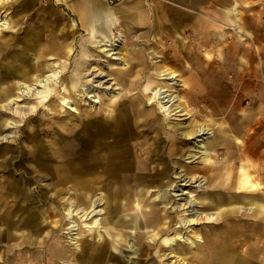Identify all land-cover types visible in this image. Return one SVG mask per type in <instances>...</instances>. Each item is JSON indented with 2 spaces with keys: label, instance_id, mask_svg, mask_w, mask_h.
<instances>
[{
  "label": "rangeland",
  "instance_id": "rangeland-1",
  "mask_svg": "<svg viewBox=\"0 0 264 264\" xmlns=\"http://www.w3.org/2000/svg\"><path fill=\"white\" fill-rule=\"evenodd\" d=\"M2 1L3 0H0V18L6 19L7 25L6 27L0 28V70H2L3 73L7 72L10 74V77H8L9 79L4 78L3 80H0V86L9 85L12 83V92L9 94L8 99H0V104L3 106H1V108L3 110L5 109L2 113H0V120H8L5 122H9L1 129L0 137L5 134H12V136L0 139V160L2 161V163H0V197L2 195H6V192L10 193L11 189L9 190L8 188L9 186L12 187L10 183L11 178V180L14 181L13 184L16 187V192H18L20 195V199H18L15 203L10 202L14 205L9 206V208H6L5 210L0 208V232L6 228L5 235L3 237L0 235V264H50L48 260L44 259L45 248L47 244L53 247L54 244H56L58 247V252L61 254L60 256H65L62 259H54L52 261L53 264H87V258L90 257L89 253L87 252L90 250L86 248V254L82 255L80 248L86 244L87 246H91V242L95 240L91 234L92 232H95V230L89 229V225L93 224L90 223V221H93L98 215L93 216L87 221L80 219V226L77 230H75L76 233H74L76 235H71L68 233V225L65 223V219L64 222H60L57 232H54V230L51 231L49 226H47L43 227V229H40V233L38 232L35 235L31 234L32 239L35 240L38 238L40 240L38 243H32L30 245L26 242L18 243L16 235L19 233L25 234L30 228L27 222V218L29 217L28 211L26 209L19 208L25 203V194L28 192L31 194V185L37 189L39 186V189L42 193L45 191L52 192L54 189H49V187H47V185L51 182L49 177L46 179L42 178L40 180L37 179L30 181L29 179H31V177L26 178L19 173L13 174L11 170L8 169V166L10 164L9 160L11 159V153H16V149H18V147L21 145L28 150L30 145L33 143H48L49 146H51L50 149H54V147H56V142H54L56 141V135L54 132L60 134L58 130H65L63 128V124L65 123L69 125V127H73L75 124L82 123L87 126L85 129L87 131L93 130V125H100L103 127L101 129L105 131L104 133L115 130V123L113 124L114 128L113 125L109 126L110 120L108 117L110 116V112L124 116L121 118L122 121L125 116L130 117V119L127 120V123L135 125L133 127L134 139H138L141 136L145 137L143 141H139L137 143V149L144 147L146 148L153 141L152 135H156L157 133L153 130L154 127L159 126L161 128L160 132L162 136V139L159 140V143L161 145L160 149L162 151L163 158L160 160L152 158V160L148 162V165L145 166V169H140V171L143 173L135 174V170H133L135 157L130 155L131 168H129V170L131 172V176L128 178L123 177L118 181L120 191H123L121 192L122 194H120V197L122 200H124V189L126 186L131 187L135 192L137 186L145 184L146 193L143 197V200L146 198V201H143L142 210L146 211L147 208L151 207V205L158 207L160 210V217H162V222H160V225H158L161 226L159 229H161L164 224L166 226L169 224L167 232L165 233L161 231V234L158 235L159 237L157 238L158 242L160 241L162 244L164 242V249L160 252L162 253L169 251L167 243L165 244L164 239L176 237L177 235H184L187 240H181V238L177 240V244H179L178 250L183 252L185 257L190 256L193 264H204L205 258L202 257V259L198 261L196 260L195 256L196 254H200L202 252L199 250V246L197 247V245H204L205 241L198 231L202 226L201 220H203V222H209L218 220L222 217L210 220L205 215H199V217L194 220V223L190 224L189 226H183L184 219L191 217L188 213L189 211H186L183 206L185 204V200H187L185 198L187 193L185 194L184 191L187 190L188 193L193 192V197L197 199L198 203L195 205L196 209L210 210L208 209V205L211 202V198L209 197V194L205 192L204 188L206 187L210 189L211 186L216 188V185H209L212 181H209L208 184L207 179L202 177V175L199 173L195 174L194 172H199L200 169H198V167H201V165L204 166V162L208 163L214 172L221 171V160L223 155L221 153V137L219 136L220 134L218 132V127L220 123H225L226 125L232 124V122L235 120L233 117L235 116L231 115L224 117L227 118L224 119L222 115L211 114V110L206 106L205 101H191L188 98L189 95L187 93L189 91V84L184 83L183 81H188L197 70L196 67L193 66L197 60V52L194 49L195 46L193 45V38L189 31L182 30L179 35L174 37L172 29L157 34L155 33V29L151 30L144 27H138L137 29H132V35L130 36L119 35V33L116 32L115 34L118 36L113 38L111 45L102 43H98L96 45L93 42H89L91 37L85 33L84 30L78 31L73 28V30H71L73 33L68 36V48L67 45H63L62 49H65L63 52H58L55 55L53 51L47 50L43 51L42 55L38 57L42 58L40 60L42 62L45 60L48 65L44 68L45 70L43 72V76L58 70L56 77L52 78L45 86L39 85V81H34L35 79H30L25 80L26 83L24 82L22 85L20 84L22 87H19L18 82L23 80H20L21 77L19 75H16V70L18 69H14L15 73H13L9 70L7 71L6 67L12 68L14 60L15 64L28 59L33 60L34 57H37L36 49H39L44 45L38 44V38L35 42L33 39H30L29 41L32 42H29L23 38L29 39L30 36L20 35L22 37L20 38L18 35H5V33L7 30L12 29V20L10 18L13 20L15 19V22L19 21V23H22V25L29 24L30 21H32L37 16L38 9H32L35 5V2L44 0H27V2L22 5L23 7L16 4L6 6L3 5ZM61 15L65 16L68 20H72L74 17L69 11H64ZM144 35H147L149 38L158 36L161 38L163 47H166L167 45L171 46L172 49L170 52L163 51L159 52V54L155 50L148 52V50H152L154 48L153 44H149L147 46L148 49L146 52H148L147 57L151 63L173 66L175 71L179 73V75H177L179 80H177L176 84H172L167 79H162L159 75L160 72L157 71L158 69H154L150 66L149 68L143 67L145 61H140V57L135 56V52L133 53V51L140 46L139 42L137 41L143 40ZM54 36L55 35H51V39H54ZM174 39H176V42ZM83 44H87L84 47L89 48L86 50L87 53L84 51L85 48L81 47ZM105 47H111L112 49L103 50ZM174 49L175 56L171 54L173 53ZM186 49H189L191 54H186ZM112 51H115L116 53H112ZM161 54H164L165 57H162ZM202 55L205 57L204 52H202ZM200 57L201 56L199 53L198 59H201ZM77 67H79L78 73L76 72ZM164 68L173 70L168 66ZM147 69L149 70L147 71ZM145 71H147L148 75L150 74L148 77L150 81H156L158 83L170 85L171 89L180 97L177 101L178 104H180L182 107L184 106L188 113L179 115V113H182L181 111L176 114H168L161 109L158 102L151 103V92L146 90V82H141L142 79H146ZM118 75L121 76L120 83L117 80ZM133 75L137 77L133 79ZM70 77L77 79L76 84L78 89H73L72 95L66 93L67 91L63 92L65 86H69V88H71L70 85H73L71 83ZM131 77L133 80L138 79L140 83L138 82L134 84V82H132V85L128 87V78ZM88 86H90V88H87ZM196 86L199 87V85ZM24 88H26V93H23L22 91ZM28 89H30V91L27 93ZM232 89L237 90L235 85ZM141 91L142 94H144V97L137 96L142 95ZM1 95L2 94L0 93V96ZM61 96L65 98V101H68L64 103V99H62ZM13 97H18V100H12L11 98ZM253 102L254 101L251 99H246L243 100V105H252ZM176 106L177 104L173 106L175 107L173 111L176 110ZM146 111H150L151 114H145L147 113ZM30 113L34 114L30 115L29 118H22L23 115L28 116ZM130 113H133V117H131ZM173 122H179L180 124L186 123L189 125L193 124L195 127L200 123H204L212 133H215V140H213L215 144L213 148L209 147L212 150L209 154V157L205 158L201 153H197L196 157L187 158L190 148H193L192 140L185 138L180 131L181 129L175 131L172 124ZM19 124H23V126ZM162 126H165L168 131L170 129L174 130L170 133V137L166 131H163ZM250 128H253V126L251 125ZM252 133H255L254 130ZM61 136L62 135L60 134V137ZM211 138L212 136L210 139ZM24 144H26V146ZM139 150L141 151V149ZM168 150H170V153L167 152ZM232 150H234V147L229 149V151ZM30 154L31 152L29 151L28 156ZM38 154L39 151L36 152L35 156ZM144 155V151H141L140 156L144 157ZM52 156H54V159H57L56 153L52 154ZM230 156L231 158H229L227 165L230 193L234 194L236 197V190L241 189L242 192L239 195L243 196V199L244 197L246 199L247 196L253 195V191L248 189L250 186H248V183H245L246 175L250 176L251 182H259L264 185V148L261 149L262 157L256 159L242 153L239 157L233 155ZM33 160L34 155L33 157H29L24 161H26L27 164L30 163L29 161ZM24 161H17V164H21L22 169H24L22 166L25 164ZM49 161L52 160L47 159V162ZM155 169H158V171L160 170L161 173L157 174L154 171ZM187 175L194 176L192 179L187 180L188 178L185 177ZM199 178L204 180V183L200 182L201 180ZM171 181L172 188L168 186ZM27 182H30L31 184L28 187H25V183ZM99 184L100 183L97 181V178L94 177L91 180L90 190L92 194H89V198L93 199L95 196L100 197L102 195L103 192H101V189L98 188ZM165 187L169 188L167 206L163 205L164 197L160 196V198H157L158 191L160 190L159 192L164 194L163 191ZM254 194L261 197L264 195V191L257 190L254 191ZM78 196L79 195L74 192L73 189H69L61 193L57 199L58 201L51 200L48 202L39 203L35 202L37 201L36 199H32L33 202L31 204L32 206L36 207L34 209L35 211L33 210L32 212L35 216L34 220H38L37 223L40 225V220L51 221L57 218L53 217V212L50 213L52 207L56 209V206L60 208V213L64 215L65 218V203H67V198L69 197L72 198V200L75 199L74 201H76L78 200ZM218 197L219 196H214L212 199H216ZM4 198L0 199V207L4 202ZM245 199L242 202H245ZM78 201L76 203L77 208L81 206L80 202ZM132 202L134 204V208L132 207L126 210L128 214H133L140 209V207L135 206L134 200ZM158 205H160V207ZM180 210H182L183 216H181L182 213ZM229 215L231 217L230 221H242L240 217L250 219L248 218L249 216L247 214L242 212L229 213ZM203 218L207 220H204ZM20 220L22 224L18 229L16 225L19 224ZM55 222L56 220L54 221V224ZM213 223L215 224L219 222L217 221ZM258 223L260 227L256 230L255 234L258 235L262 241H264V220H260ZM179 224L181 225L180 227L177 226ZM24 226H27L26 228L28 229H26ZM97 228L100 229L102 233L105 232L104 226H99ZM217 229L218 227L216 230ZM156 230L153 231L148 227L137 228V235L142 234L141 236H143L139 242L137 241L138 248H144L146 242L152 241ZM52 234H54V238H56L55 243L51 242L54 240V238L51 237ZM47 237H49V239L46 240ZM128 240L133 241L130 236L128 237ZM43 241H45V243L41 244ZM189 241L191 243H189ZM108 245H112L111 241L105 245L107 250ZM120 246L122 249H125L124 245ZM4 250L6 251L3 253ZM67 254L73 255L70 256ZM185 257L183 260L182 257L177 259L176 257L167 258L166 255H162L160 258L157 257L156 259L158 261L161 259L162 264H191L190 259ZM135 259L138 260V264H150L153 261V259H150L149 256H146L145 254H143V256H141L139 259L136 257ZM132 260H134V258H132ZM132 260L129 258L127 260L128 262L126 261L125 264H132ZM111 262H115V260H110V263ZM155 264H157V262Z\"/></svg>",
  "mask_w": 264,
  "mask_h": 264
},
{
  "label": "crops",
  "instance_id": "crops-1",
  "mask_svg": "<svg viewBox=\"0 0 264 264\" xmlns=\"http://www.w3.org/2000/svg\"><path fill=\"white\" fill-rule=\"evenodd\" d=\"M2 2L6 6H22L27 0ZM32 9H38L36 18L23 25L10 18L12 29L7 30L5 35L14 34L20 38V35H27L30 38L23 39H33L34 42L38 38V44L46 47L44 51H53L55 55L65 50L62 49L63 45L68 48V36L73 33V28L84 30L87 34L97 30V34H107L112 38L118 36L116 32L130 36L132 29L138 27L155 29L157 34L172 29L174 37L182 30L189 31L197 52V60L193 65L197 70L188 81H183L189 84L188 98L191 101H205L211 114L222 115L223 118L235 116L232 124L220 123L218 127L219 131L227 134L220 136L223 155L221 171L214 172L208 163L204 162V166L198 167L199 172H194L207 179L208 184L212 181L209 185H216V188H204L211 198L208 209L217 210L221 206L223 211L222 218L218 220H201L202 226L198 231L205 239L204 264H264V241L255 234L260 227L258 222L264 219L249 214V210L245 208L239 210L234 207V204L246 206L249 197L256 195L253 192V195L247 196L246 199L244 197L246 201L242 202L243 196L239 195L241 189L236 190V197L230 193L227 167L230 155L239 157L242 153L256 159L262 157L261 149L264 148V0H44L35 2ZM64 11L73 14L72 20L61 15ZM49 35H55L54 39ZM174 41L176 42V39ZM137 42L140 46L133 53L140 57V61H145L143 67L150 66L160 71L168 66L179 75L173 66L151 63L147 57L148 52L155 49L158 53L170 52V45L163 47L158 36L149 38L144 35V39ZM149 44H153L154 48L146 52ZM42 48L36 49L37 52ZM185 52L191 54L189 49ZM199 53L201 59H198ZM171 54L175 56V49ZM161 56L165 57L164 54ZM43 63L47 66L45 60ZM147 71L146 81L142 79V83H147L150 76ZM132 77L134 79L137 76ZM148 81L150 82L149 79ZM234 85L237 90L232 89ZM246 99L253 100V104L243 105V100ZM251 125L253 128H250ZM253 130L256 134L252 133ZM160 139L156 138L152 143L161 146ZM230 141L231 144L228 143ZM214 144L215 142L213 146ZM230 146L234 147V150L229 151L232 149ZM209 147L211 148L210 145ZM153 156L150 160L161 159L159 156ZM159 172L160 170H156L157 174ZM245 177L250 191H264V185L251 182L248 175ZM127 192L134 198L135 192L131 187H127ZM161 194L159 192L157 198H160ZM214 196L219 197L212 199ZM144 200L146 201V198ZM238 210L250 216V219L240 217L242 221H230L229 213H237ZM180 211L183 216L182 210ZM124 212L128 217H133L136 213ZM217 221L219 223L215 225L213 222ZM157 227L160 228L158 225ZM148 228L153 231L157 229L150 226ZM185 258L191 261L190 256Z\"/></svg>",
  "mask_w": 264,
  "mask_h": 264
},
{
  "label": "bare ground",
  "instance_id": "bare-ground-1",
  "mask_svg": "<svg viewBox=\"0 0 264 264\" xmlns=\"http://www.w3.org/2000/svg\"><path fill=\"white\" fill-rule=\"evenodd\" d=\"M6 25H7V20L4 18H0V28L6 27ZM88 34L91 37V40H89V42H93L96 45L98 43L111 45V43L113 42L112 37L108 36L107 34L106 35L97 34V30L90 31ZM85 45L87 44H83L81 47H84ZM45 48L46 47L43 46V48L37 52L36 54L37 57L36 58L34 57L33 60L32 59L24 60L18 64H15L14 63L15 60H14L12 68L6 67L7 71L9 70L13 73H15V70L18 69L16 70L17 73L16 75H19L21 77L20 80H23L18 82L19 87H22L21 86L22 83L24 82L26 83L25 80H30V79H35L34 81H39L38 82L39 85L45 86L52 78L56 77L58 70L45 74V76H43L44 74L43 72L45 70L44 68L46 67V65L42 61H40L42 58H38V57L42 55ZM84 48H85L84 49L85 52L87 49H89L86 47ZM109 49L112 48L105 47L103 50H109ZM112 53H116V52L112 51ZM33 71H37V72H33ZM78 71H79V67H77L76 69L77 73ZM159 72H160L159 75L162 79H167L172 84L173 83L176 84L177 80H179L177 78V73H175L172 70L164 68ZM9 75L10 74H8L7 72L3 73L2 70H0V80L10 77ZM70 78H71L70 79L71 83L73 85H70L71 88H69V86L68 87L65 86L63 92L67 91L66 93L72 95L73 89L77 88V84H76L77 79H74L73 77ZM117 80L119 83L121 82L120 75L117 76ZM128 80H129L128 87L132 85V82H134V84L139 82L138 79L133 80L128 78ZM146 85H147L146 90L151 92V100H150L151 103L158 102L161 109L168 114L169 113L176 114L181 111L182 113H179V115L188 113V111H186L184 106L182 107L180 104H178L177 101L179 100L180 97L171 89L170 85H167L165 83H158L156 81L149 82L148 78ZM11 86L12 83H10L9 85L0 86V93L2 94L0 96L1 100L9 98V94L12 92ZM87 88H90V86H88ZM143 90L146 91L145 89ZM22 91L23 93H26L25 92L26 88H24ZM29 91L30 89L27 90V93ZM137 96L144 97V94ZM61 98L64 99L63 100L64 103L68 101V100L65 101V98L63 96H61ZM11 99L18 100V97L17 98L13 97ZM175 104H177L176 110L173 111L175 108L173 106ZM1 106L2 105L0 104V113H2L5 110V109L3 110ZM146 112L147 113L145 114H151L150 111H146ZM32 114L34 113H30L28 116L23 115L22 118H29L30 115ZM130 114L131 117H133V113ZM109 115H110L108 117V119L110 120L109 126L115 123V130L110 131L108 133H104L105 131L101 129L103 127H101L100 125L99 126L93 125V130L87 131L85 130L87 126L82 123L75 124L73 127H69V125L65 123L63 124V128L65 130H58L59 133L62 135L61 137L60 134L54 132L56 135L55 136L56 141H54L56 142L55 143L56 147H54V149H50L51 146H49L48 143L45 144L33 143L32 145H30L28 150L27 148H24V146L21 145L20 147H18V149H16V153L14 154L11 153V157H10L11 159L9 160L10 164L8 166V169L11 170L13 174L19 173L20 175H23V177L26 178L31 177V179L28 178L30 181H34L37 179L40 180L42 178L46 179L49 177L51 182L47 185V187H49V189L50 188L54 189L52 192L45 191L44 193H42L39 189V186L37 189L36 187L31 185L30 187L31 194L29 192L25 194L26 197L24 199L25 203L19 208L26 209L28 211L29 217L27 218V222H28V226H30L29 228L30 230L26 228L27 226H24L26 229H28V232L25 234L19 233L18 235H16L18 239L17 240L18 243L26 242L29 245L32 243H38L40 240L38 238H37L38 240L32 239L31 234L35 235L38 232L40 233V229H43V227H47V226H49V229L51 231L54 230V232H57L59 229L60 222H64L65 219H66L65 223H67L68 225L67 226L68 233L72 235L76 233L75 230L79 228L80 219L87 221L91 219L93 216L98 215L93 221H90V223L93 224L89 225L90 226L89 229L95 230V232L91 233L93 235L92 237L95 238V240L91 242L92 244L91 246L90 245L87 246L86 244L83 245L82 248H80L82 255L86 254L87 249L90 250L89 252H87L89 253L90 256L89 258H87V264H125V262L129 258H131V260L132 258H134V260L131 261L132 264H138V260L135 259V257L139 259L141 256H143V254H145L146 256L148 255L150 259H153L152 263L150 264H155L156 262L157 264H162L161 259L159 261L156 259L157 257L160 258V256L162 255L163 256L166 255L167 258L168 257H173V258L176 257L177 259L180 257L184 258L185 257L184 253L178 250L179 244H177L178 243L177 240L180 238L181 240L182 239L187 240V238H185L184 235H179V236L177 235L176 237H170V238L165 237L166 239H164V241L165 244L167 243V247L169 248V251L162 253L160 252L161 250L164 249L163 247L164 242L163 244L160 241L158 242L157 238L159 237L158 235L161 234V230L165 233L167 232L169 224H167V226L166 225L163 226L162 229L158 230L159 228L157 227V225H159V222H162V217H160V213L158 211L159 209L154 207V205H151V207L146 211L142 210L143 207L142 201H144L143 197L146 193L145 184L139 185L137 187L134 198L128 194L129 192H127V187L129 186H126L124 189L125 191L124 200H122V198L120 197V194H122L121 192L123 191H120L118 181L121 180L123 177L128 178L129 176H131V172L129 170V168H131L130 155L135 157L134 159L135 162L133 164L134 167L133 170H135V174H141L143 172L140 171V169H145V166L148 165V162L153 155H155V157L159 156L161 159L163 158L162 156L163 154L160 149L161 146H157V144L151 142L146 148L144 147L137 149V143L139 141H143L145 137L141 136L138 139H134L133 127L135 125L133 124L131 125L127 123V120L130 119V117L125 116V118L122 121L121 118L124 116L117 115V113L113 114V112H110ZM5 121L8 120H0V131L3 127L6 126V124L9 123ZM172 124L174 126V130L177 131L181 129L180 131L183 134V136L187 139L192 140L193 148H190L189 153L187 154V158L196 157L197 153H201L204 157L207 158L209 157V154L212 151L209 148V145L213 147L214 141L212 139H214L215 133H212L204 123H200L196 127L193 126V124L190 125L186 123L180 124L179 122H173ZM19 125L23 126V124H19ZM160 129L161 128L159 126L153 128V130L157 132L156 135L155 134L152 135L153 140H155L157 137L162 139ZM162 129L163 131H166L167 134H169V137H170V133L173 132L172 129L168 131L167 128H165V126H162ZM218 132L220 134L219 136L221 137L227 135L222 130L220 131L218 130ZM8 136H12V134H5L2 137H0V139H4V137H8ZM211 136L212 138L210 139ZM228 143L231 144L232 142L230 141ZM24 145L26 146V144ZM139 149H141L142 152L144 151L145 154L144 157L140 156L141 151ZM29 151L31 152V154L28 156ZM37 151H39V154L35 156ZM167 152L170 153V150H168ZM55 153L57 159H54V156H52V154ZM33 155H34V160L29 161L30 163L26 164V161L24 160L28 159L29 157H33ZM47 159L52 160L53 162L52 161L47 162ZM19 160L24 161L25 164L22 165L24 169L21 168L20 163H19L20 165L17 164V161ZM0 163H2L1 160ZM154 171L156 172V169ZM193 176L194 175H190V176L187 175L185 177L188 178L187 180H190L193 178ZM94 177L97 178V181L100 183L98 188L101 189V192L103 193L100 197L95 196L93 199H91L89 198L90 196L89 194H92L90 187H91V180ZM199 179L201 180L200 182L204 181L201 178ZM10 183L12 187L9 186L8 189L9 190L11 189L12 191L10 190V193L6 192V195H2L0 197V199L5 197L3 199L4 202L0 207L3 210L9 208V206L14 205L10 202L15 203L18 199H20V195L18 194V192H16V187L13 184L14 181L11 180V178H10ZM30 184H31L30 182L25 183L26 185L25 187H28ZM171 185H172V181L169 183L168 186L172 188ZM69 189H73L74 192H76L79 195L77 197L79 201L78 200L74 201L75 199L72 200V198L69 197L67 198V203H65V214H66L65 218L64 215L60 213V208H58L57 206L56 209L52 207L50 213L53 212L54 213L53 217H57V218L51 221L40 220L39 221L40 225H38L37 223L38 220H34L35 216L32 213L33 210L36 208L31 204L33 202L32 199H36L37 201L35 202H39V203L48 202L51 200L58 201L57 199L59 198L61 193ZM168 189H169L168 187H165L163 191L164 194H161V197H164V205L166 206L168 205L167 204ZM184 192L185 194L187 193L185 196L187 200H185V204L183 206L186 211H189L188 213L190 214L191 217L188 219H184L183 226H189L190 224L194 223V220L197 219L199 215H205L210 220L218 219L222 217L223 211L221 210L222 208H220L221 206H219L217 210H212V211L198 210L195 208V205L198 203H197V199L193 197L194 195L193 192L188 193L187 190H185ZM134 199H136L135 206H139L140 211L139 213L136 212L133 215V217L132 216L128 217L124 211L132 207L134 208V204L132 202ZM77 201L80 202L81 205L79 206V208L76 207ZM234 205H236L234 207H236L239 210L245 208L249 210L247 211L249 214L264 219V195H262L261 197L260 196L249 197L248 204L246 206L243 204H234ZM55 220L56 222L54 224ZM21 224L22 222L20 220L19 224H17L16 227H18L19 229ZM99 226H104L105 232L102 233L100 229L97 228ZM141 226L142 227L150 226L153 227V229L157 228L156 232L154 233L155 236L153 237L152 241L146 242L144 248L142 247L138 248L137 245V241L139 242L143 238V236H141L142 234L137 235L138 233L136 231V229L141 228ZM177 226L180 227L181 225L179 224ZM5 231L6 228L0 232V235L2 237L5 235ZM129 236L133 239V241L128 240ZM51 237L54 238V234H52ZM73 238H77V237H73ZM47 239H49V237H47L46 240ZM45 241H43L41 244L45 243ZM109 241H111L112 245L111 246L108 245V250H107L105 245H107ZM51 242L55 243L56 238H54V240H52ZM189 243L191 242L189 241ZM120 245H124L125 249L124 248L122 249ZM197 247L199 248V250L202 251L200 254L195 255L196 260L200 261L202 257L206 258L205 257L206 246L200 244L197 245ZM5 251L6 250H4L3 253ZM214 251L217 252V249L214 248ZM60 255L61 254H59L58 247L56 246V244H54V247L50 246L49 244L46 245L44 259L48 260L50 264H53L52 261L54 259H58V258L62 259L65 257V256L61 257ZM67 255L71 256L73 254H67ZM110 260H115V262L110 263Z\"/></svg>",
  "mask_w": 264,
  "mask_h": 264
}]
</instances>
